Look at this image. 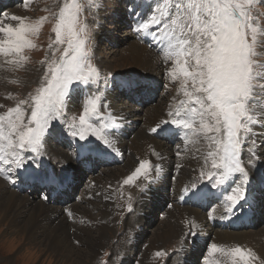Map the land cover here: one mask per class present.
<instances>
[{
  "label": "snow or ice",
  "instance_id": "snow-or-ice-1",
  "mask_svg": "<svg viewBox=\"0 0 264 264\" xmlns=\"http://www.w3.org/2000/svg\"><path fill=\"white\" fill-rule=\"evenodd\" d=\"M251 3L252 0H174L163 18H157L155 9L150 7L153 15L137 28L144 31L155 27L153 41L166 49L167 59L173 65L165 74L172 80H180L183 95L187 97L180 102L183 111L170 113L174 118L160 121L150 131L164 136L179 135L182 131L203 133L210 146H214L205 159L206 164L210 160L211 167L207 172L202 171L199 182L185 187L181 195L186 200L211 204L223 194L221 203L227 215L221 219L239 218L255 201L246 188L251 181L239 152L242 132H248L250 124L255 126L251 106L258 103L259 94L254 81H264V68H258L253 59L258 43L257 28L245 10ZM80 11L77 0H68L60 8L52 31L57 45L67 44L63 54L48 64L41 86L30 95V101L22 100L6 114H0V165L7 166L0 167V173L13 175L24 170L29 172V178L45 185L61 183L56 174L39 171L43 141L55 130L56 123L62 122L73 98L87 93L100 76L90 61L89 36L79 21ZM129 11L136 13V7ZM136 15L141 19V13ZM6 19L18 23L13 26L0 20V34H3L0 54L13 58L8 60L9 64L20 66L27 59L23 49L34 46L29 37L38 32L44 18L35 23H26L24 17L15 15ZM189 82L191 90H188ZM119 88L122 94L135 95L146 91L148 85L134 76H126L119 82ZM101 101L102 96L95 92L86 95L78 119H73L64 130L76 144L78 159L92 153L103 154L112 147L110 130L118 125L103 121L99 112ZM25 103L31 109L26 123L22 109ZM255 111L260 113L256 121L264 125V107ZM97 120L100 122L96 123ZM248 163L255 166V159ZM155 171L159 173L161 166L156 165ZM140 174L149 184L155 179L150 162L145 160L124 183L132 182ZM235 174L243 176V181L236 182ZM209 219L216 217L209 212ZM216 253L231 257V264H249L254 258L250 250L239 245L226 249L212 243L207 255ZM207 264L217 262L209 260Z\"/></svg>",
  "mask_w": 264,
  "mask_h": 264
},
{
  "label": "rangeland",
  "instance_id": "rangeland-1",
  "mask_svg": "<svg viewBox=\"0 0 264 264\" xmlns=\"http://www.w3.org/2000/svg\"><path fill=\"white\" fill-rule=\"evenodd\" d=\"M120 1L121 0H119V1L118 0H77V3H79L81 5V11L79 14V21L82 25L85 26L86 33L89 36L87 43H88V47L91 49L90 61L99 70L100 76H99L98 81H93L92 87L88 89V94L82 92L79 94V97L77 95L75 96V98H74L75 102L71 101V103L68 104L70 106H67L68 111H66V114L62 117V122L56 123L54 131H56V130L60 131V129H61L63 132H60V133H62L63 136L67 135L66 132L64 131L67 128V125L70 124L73 119H78V117L82 111L83 100H84V98H86V96H85L86 94L90 95L93 92H95L96 94H99L102 96V101H101V106L99 108V112H100L101 116L103 117V113H105V111H106L105 101L103 102V94H104L103 90L106 89V87H105L106 85H108L109 87L112 86L111 88H113V90L117 92V98L120 99V101L124 105L125 104L128 105V106L125 105L126 107L137 105L134 103L135 102L134 100L139 99L141 101V103L143 105H145L143 107H139L137 105L138 113H139L140 117L144 115V113L146 112L145 110L148 107L151 110L153 108L151 106H154V104H155V106L158 107L157 110H159V111L166 110L168 115L170 113L175 114L177 111H183L184 106L180 102L183 100H186L187 97H185L183 95V91L181 90V82H180V80H172L170 76L165 74L167 65L172 64L171 61H169L167 59L166 52H165L166 49L163 50V55H161L162 57L160 56V58H161L160 63H158L159 77L161 80L158 83V84H160V89L158 91V94L155 95V96H158L156 98V100L154 102H152L153 101L152 99L154 97L150 94L152 87L151 88L149 87V89H147L146 91H144L140 94L128 95V97H127L128 102H129V100H132V104L130 102L128 103L124 98L119 97V95H118L119 91L116 90V87H119V82L124 77L134 76L137 79L144 78L147 80L148 78L149 79L154 78V75L157 74L154 71H150L149 68H143V67L141 68L142 63H136V61H134V60H129V58H128V56H129L128 52L129 51L126 49L127 45H128L127 43H129V41L138 40V39H137V34L134 31L132 32V31L125 29V27L122 24H121L122 30L118 29L119 28L118 21H121L120 17H122L121 2ZM144 1L148 3L149 8L150 7L154 8L153 7L154 6L153 1H155L157 6L154 9L155 10L162 9L164 11V13L160 12L163 14V16L160 18H163L168 13L169 8L172 6V4L174 2V0H144ZM259 1L260 2H258L257 0H252V3L247 5L245 10L253 17L254 27L257 28L258 43L255 46V54L253 56V59L256 61L258 68H264V41H261V37H264V8H263L264 4H263L262 0H259ZM67 2H68V0H27V2H26V0H22L19 3L20 7L22 9V13H19V11H15V16H18V17L21 16L22 17V15L25 14L24 18H25L26 23H35V22L39 21L41 18H44L42 23H40L38 32L35 34H32L29 37V39L32 41V44L34 46L33 47H26L23 49V55L27 59L25 61H23L22 65H24L26 63V61H28V63H31L33 65L37 64V66L40 67V73H39V76L33 80L32 79H26V81L28 80L27 82L33 83V85L30 86L29 88L27 86L21 87V84L19 85V84H15L12 82H10L11 87H9V88H6L5 86L2 87L4 92L2 94L3 95V97H2L3 101H0V114H4V108L9 109L10 107H14L22 100L30 101V95L34 94L35 91L41 86V83L44 79L48 64L54 59L59 60L60 56L63 54L64 48L67 46V44L64 43V44L57 45L55 43V33L52 31V29L55 25L56 18L58 16L60 8ZM123 2H126L127 4L132 5V6L136 5L135 7H137L140 5L141 0H123ZM261 2H262V4H261ZM19 4H15V6H13V5L8 6L9 8L5 7V9L6 8L7 9L3 15L0 14V20H3V22L6 24H11V25L15 26L18 23V21L15 22L14 20H12L13 21L12 22L11 19H6V17H10L13 14V12L11 10L16 9V7ZM143 5L145 6L147 4H143ZM99 8L101 9L100 14H102L101 16H99V18L102 21L104 20L105 21L104 23L106 25V30H105L104 35H107L106 31L110 29L109 32L113 36V41H112V39L109 40L110 39L109 34H108L109 39L107 37H103V36H100L98 38L95 36L96 29L98 28V24H97L98 20L96 18V13L98 12ZM149 10L150 9H148L147 11H149ZM159 15H156V17L158 18ZM114 17H117V18H114ZM113 20H115L116 21L115 23L118 24V25H114V26H117V28H116L117 30L115 29V27H113L111 25L114 23ZM130 32H132L134 34V36H130V34H129ZM135 34H136V36H135ZM0 36L2 38L3 34H0ZM139 43L140 42L138 40V44ZM145 46L147 47V49L151 50L154 53H155V51L158 54L161 53V51L156 46L152 47V48L150 46H147V45H145ZM3 57L6 58L5 56H3ZM0 61H1V56H0ZM107 64H109V67L106 66ZM10 65L13 66V64H10ZM17 71L21 73L23 70L20 68V70H17ZM109 74H111V77H109ZM119 76L122 79H119ZM17 79L18 80L20 79L19 76L13 77V80H17ZM23 81H25V80L24 79L21 80V83H24ZM165 82H169L168 84L175 85V91L178 95V99H175V101H174L175 107L171 103V93H169V91L166 90V86L164 87ZM254 83H256V85H257L256 91L260 95L261 89L264 88V81H254ZM104 87H105V89H104ZM22 88H24V89H22ZM6 89L8 91H6ZM157 90H158V88H157ZM188 90H191L190 82L188 85ZM9 93L10 94L13 93V94H15V96L10 97ZM8 98H10V99H8ZM259 100H260V98L258 99V103H260V105H263L264 102L259 101ZM4 101L7 103H4ZM3 103L5 104L4 107H3ZM258 103H257V105H258ZM251 107L254 109L255 104H253ZM22 109L24 111V122L26 123L27 118L30 115V111H31L29 103H25L24 105H22ZM252 114H253V123L255 124V122H257L256 121L257 114L254 113V111ZM145 117H146V119L155 117L156 118L155 125L158 122H160V118L156 114H150L149 112H147ZM169 117H170V119L174 118L171 115H169ZM99 122H100L99 120L96 121V123H99ZM256 126L259 127V123H256L254 127L252 124H250L249 125L250 131L242 132V134H241L242 135L241 145H240V149H239L241 163L243 164L242 166L245 168L246 172L248 173L249 179L250 180L252 179V181H254V182H256V178H257L256 171H255L256 165L253 166V165L249 164L248 162L250 159L254 158L253 152L256 151V147L258 149L257 150V152H258L257 154H259L258 157H261V159L263 160V161L259 160V162H262L264 164V144L262 142H259V143H257V146H256V142L258 140L257 137L255 136V133H257V130L254 131ZM197 127H198V125H197ZM54 131H52L50 135L54 136V133H53ZM146 134L148 137L151 138V141L154 143L160 144L158 141H156V140H160L163 143L165 142V144L172 149L176 150V149L180 148V151H177V152H179L181 154H186V153L191 154L192 152L194 153V151H195L196 157H193V158H197V159L186 158L184 162H185L187 168L184 169L181 173L183 176H185L186 178L189 179L188 181H193L196 183L199 182V180L201 179V172L202 171L207 172L208 169L211 167V162L210 163L208 162L206 164L205 160H203V159H206L207 152L212 150V149L208 148V147H211L210 144L205 143V142H204V144H199L196 141L198 137L203 138V136H204L203 133L189 132V133L185 134L182 131L180 136H179V140L177 141V144H179V146H172L166 140L156 139L153 135H151V132H149V131H147ZM50 135H47V137L49 139H51ZM117 135L119 136V138L122 141H124V143H127V139H130L129 136L127 137V135H123L122 133H117ZM209 135H211V134H209ZM184 136H187L185 138V140L183 139ZM190 139H193V141L189 142ZM46 140H47V138H45V141ZM184 143L187 145H184ZM189 145H193V146H189ZM206 145H208V146H206ZM125 146L126 147L124 149H125V152L127 153V157H130L129 162L127 160V161H123L122 163L116 164L114 166L100 168L95 173L96 175L94 173H92V174H88L89 176H86L87 175L86 174V175H84V176H86L85 179H83V181L81 180L80 182L77 181V179H78L77 177H74L73 181L71 182V185H69V187L67 188V191L73 195V199L71 200V202L69 204L65 205V207L69 206V208H70V210H72V212L80 213V214H82L81 218H83V219L86 218L84 220V222H87L85 224L91 225V227H88V228L91 229V233L93 236H96V230H95L96 226L92 227V226H94L93 225L94 221L91 220L89 217H93V218L99 217L101 219H105L104 221H100V223L105 224L106 226L108 225L106 227L107 230L103 233V235L104 234L105 235L102 237V239H100L101 246H100L99 251L97 252V255L95 256V258H92V259L89 258L88 260H83L84 261L83 264H118L119 258H121L124 251L126 249L130 250L129 244L134 242V241H132V237L135 239L139 238V243H135L136 245L132 250L131 257L129 259L127 258L126 260H124V262L122 264H172L173 261L177 257L178 250H179L180 246H178V245L173 246L176 242L175 241V242H171L172 244L169 245L166 249V246L163 244L164 243L165 244L170 243V241H169L170 239H169L166 242L159 241L160 242V243L158 242L159 246H160V248H159L158 245L155 246L158 239H153V237H152L153 234H158L161 231V229H163V224H161L163 221H161V220H162V217H164V215L166 214V212H165L166 207L170 206L172 204V202L165 205V207L163 209L164 211H163L159 208L160 204H162L163 196H159V200L156 204L155 210H154V212H152V214L150 213L147 221L140 219L139 216L138 217L135 216V211H134V204L135 203L133 201L134 195H136L137 192H138V194H140V192L142 191V188L145 186L146 183H148V181L145 180L143 174L138 175L132 182H130L128 184L124 183L122 185V189L124 191H126V194H127V198L125 200H123V203L124 204L128 203L127 206L122 205L121 202H119V205H118V203L116 205V199L114 197L111 199V207H109V208L111 209V213L115 212L112 220H110L112 214L110 215L108 220H106V218L103 216H100V215L98 216L97 211H100V210H99V208L95 207L96 206L95 204L97 201H93V205L87 206L88 203H91L92 200L89 201V200H84L81 198V196L83 194V190L85 191V193L88 192L87 191L88 188L86 186H87V182H89V180L91 181L93 179L92 183H95L94 180H98V179L105 180L106 176H109V175L114 173V177H115L114 180L116 181L117 179H120L121 176H123V177L129 176L139 166V163L141 161L147 160L150 162L151 175L153 177H155L156 171H155L154 160L156 158V155L152 152L150 153V151L149 150L147 151V149L143 154V148H141L139 156H136V155L132 154L133 153L132 149L129 146H127V145H125ZM184 146L188 147V149L183 151L182 148ZM63 148L65 149L64 150L65 153L72 154V151H69V149H66L65 147H63ZM53 155H54V156H52L53 159L52 158L47 159L44 156V160L42 159V156H41V163H42L41 165H44V164L46 165L48 161H52V162L56 163L57 171H58V172L56 171V175L61 178V174H60L59 169H58L59 163H57L56 160H54V159H57L58 157L55 154H53ZM165 158L169 159V157H165ZM178 159L179 158L177 157V160ZM255 160H257V158H255ZM201 162H203V163H201ZM132 163H133V166H132ZM198 163L202 165V166L200 165V167H202V168L196 166ZM176 164H177V162H176ZM173 165H175V163L166 162V171H164L161 168V171L159 172L160 176L155 177L158 180V182L167 181L171 177H173L172 181H174L175 177H178L176 172H174ZM40 170H41V168H40ZM185 170H187V171H185ZM29 171H31V169ZM42 171L44 172V170H42ZM258 171L262 172V169L260 167H258ZM21 172H24V170H20L19 173H21ZM116 172H117L118 176H117ZM249 172H253L254 175L252 174V176H250ZM106 178H108V177H106ZM243 179H244V177L241 176L240 174H238V179L235 181L236 182H242ZM259 179H260L258 182L259 185L261 184L262 186H264L263 175H262V178L260 177ZM84 181H86V182H84ZM105 182L108 183V181H106V180H105ZM105 182H100V183H102V186H105V185H107ZM77 183H80L81 185L78 186ZM157 184L153 185V182L151 183L153 188L154 187L156 188ZM114 186H116V185H114ZM182 186L183 185L180 182L176 189H180V187H182ZM232 186H234V184ZM246 188H247V191L250 193V195L253 194V190L249 187V184L246 186ZM2 189L4 191L14 190V189L9 190L6 187H4L3 185H2ZM157 190H158V192H163V189L161 187H158ZM121 192L122 191H120V194L123 197H126L125 194L121 193ZM164 192L165 193L171 192V190H165ZM80 193H81V195H80ZM117 193L119 194V192H117ZM24 194H25L26 198L29 200V202H31V201L35 202L34 200H39V199L35 198L36 197L35 195H31V194L27 195L26 191ZM139 197H143V196H141V194H140ZM260 198L263 199V196L261 195ZM81 200H84L85 202H82ZM129 202H131V203H129ZM101 203L102 202L100 201V204ZM49 205L52 207H57L59 209V206H57V205H52V204H49ZM129 205L132 206L131 210H129ZM179 206H181V205H179ZM181 207L187 213L188 205H183ZM193 208L196 210L204 211V210L199 209L195 206ZM0 210L2 211V215L0 214L1 220L4 219L2 221L0 220V264H57L58 263V262L56 263L54 258L52 256H50V254L48 252H46L45 250H43L44 252L39 251L38 247L43 248L44 244L47 242L45 237H43L44 234L41 232V230H36L37 233L34 235L33 238L35 239V237H36L35 240H38V241L40 240L41 242H43V244L42 245L39 244L36 246H34L33 244H27L26 242L24 244L23 241H25V240H23L20 236H18L19 234L18 235H15V234L14 235H5L4 234L5 230L7 231V228L9 227L8 224H10V226L12 225L11 228H8L9 230L10 229L13 230L14 226L18 227V228L19 227L24 228V227H28L27 222H29V220L26 217L25 213H23L19 216V219H16V220L14 219L15 223H16V224H14L13 222L10 221V220H12L11 213L5 212L3 209H1V207H0ZM145 211H146V209H145ZM263 214H264V212H263ZM167 215H169L168 221H170V222H174L175 218L178 219L179 224L182 225V229H183V233H184L186 228H187V225L185 224V221L182 218L179 219L177 216H175V213H174L173 209L171 208V206L168 208ZM6 216H8V217H6ZM77 218H78V216H77ZM77 218H75L74 221H76ZM138 218L141 221V223H139V224L143 223L146 226L142 230L143 233L141 232L140 235L137 237V233H138L137 231L139 230L137 228L138 224L134 225V232H133V224L136 222L135 220H138ZM61 220H63V219L61 218ZM74 221L71 224H73L75 226L74 231L77 232V231L82 229L81 227H83V223H82L83 221L80 224H78V223L74 224ZM148 221H151V223L148 224ZM165 221L163 223H165V224L168 223L167 221L166 222ZM159 222H161V223H159ZM50 224L53 225L52 223H50ZM256 225L257 226H255L253 228H249L250 230H248V229H245V230L248 231V233L249 232H252V233L258 232L259 233L260 228H262L264 231V223H258ZM190 229L195 231V232L199 231L193 226H191ZM190 229L187 231V234H190V236L192 238L194 236H192V231ZM108 231H110L109 234L107 233ZM236 231H241V230H236ZM77 234L80 235V231L77 232ZM205 235H206V233H205ZM209 235H210V233L208 234L207 238H209ZM81 236H82V232H81ZM7 238L11 239L12 241H6ZM40 238H42V239H40ZM74 245H75V247H77L81 250L85 249V246L83 245L82 241L74 242ZM205 247L206 246L203 244L201 246H199L196 249V252L194 254L195 257L193 259H188V261L186 260V263L187 264H203V263L205 264V262L203 261L204 253L206 251ZM171 248H173V249H171ZM157 252L167 253V255L157 256L156 255ZM227 263L231 264V257L226 256V258H224L222 260V264H227ZM249 264H254V263L250 261ZM262 264H264V260L262 261Z\"/></svg>",
  "mask_w": 264,
  "mask_h": 264
},
{
  "label": "bare ground",
  "instance_id": "bare-ground-1",
  "mask_svg": "<svg viewBox=\"0 0 264 264\" xmlns=\"http://www.w3.org/2000/svg\"><path fill=\"white\" fill-rule=\"evenodd\" d=\"M143 4L148 5L147 2H145L144 0H141L140 5H143ZM153 4H154L153 7L156 8L157 5H156L155 1H153ZM11 11L13 12L12 15H15V11H19V13H22V9L20 7V4L16 7V9L11 10ZM100 11H101V9L99 8L98 12L96 13V18L98 20L97 21L98 28L96 29L95 36L97 38L100 36L108 38V34H109L110 39L109 38L108 39L109 40L112 39V41H113V36L109 32L110 29L106 31L107 35H104L105 30H106V25L104 23L105 21L104 20L102 21L99 18V16L102 15V14H100ZM24 15H22V17H24ZM113 21H114V23L111 25L113 27H115V29H116L117 26H114V25H118V24L115 23L116 22L115 20H113ZM120 22L121 21H118V23H119L118 29L122 30ZM133 27H135V25H133ZM147 31H148V33H150V29H148ZM129 34H130V36H134V34L132 32H130ZM135 36H136V34H135ZM0 38H1V36H0ZM127 44L128 45H127L126 49L129 51L128 52L129 60H134V61H136V63H142L141 68L142 67L143 68H149L150 71L156 72L157 74L154 75L153 79H155L157 82H159L161 79L159 77L158 63H160V60H161L160 56L163 55V50L161 51L160 54L156 53V51L154 53L151 50L147 49V47L144 44H141V43L138 44V40L129 41V43H127ZM0 56H1V61H0V63H1L0 64V101H3V99H2L3 95L2 94L4 91H3L2 87H4V86L6 88L11 87L10 82H12V83L19 84V85L21 84V87L27 86L29 88L30 86L33 85V83L27 82L28 80L26 81V79H32L33 80L36 77H38L39 73H40V67L37 66V64L33 65L31 63H28V61H26V63L24 65H22V63H23L22 62L21 66H16L14 64H13V66H11L8 63V60L13 59L12 57L4 58L2 54H0ZM106 66L109 67V64H107ZM172 66H173L172 64H169V65H167L166 69L171 68ZM20 68L23 70L21 73L17 71V70H20ZM16 76H19L20 79L22 78L21 80L24 79L25 81H23V82L25 84L21 83L20 79L19 80L17 79L18 81L13 80V77H16ZM119 79H122V78L119 76ZM139 79L146 80L144 78H139ZM149 80L150 79L148 78L147 81H144V82L146 84H148V83H150ZM168 83L169 82H165L164 87L166 86V90L169 91V93H171V103L174 106L175 105L174 101H175V99H178V95L175 91V85L168 84ZM153 86L155 87V85H153ZM111 87H107L106 89L104 87L105 90H103L104 91L103 102L105 101V105H106V111H105V113H103V121L117 124L118 127L115 128L114 130H110L112 132V135L110 136V139L112 140V147L109 148L108 150L116 151L123 158V161L128 160V162H129L130 157H127V153L125 152V149H124L126 147L125 145L129 146L132 149V152H133L132 154L136 155V156H139L141 148H143V154L147 149V151L149 150L150 153L152 152L156 155V158L154 160L155 167H156V165H160L164 171H166V162L175 163V165H173V169H174V172H176V174L178 175V177H175L174 181H172L173 177L169 178L167 181H160V182H158V180L155 178L153 181V185L158 183L156 185V188L155 187L153 188V186L151 184L146 183L145 186L142 188L143 191L140 192L141 196H143V197H139L140 194H138V192L136 193V195H134L133 201L135 203L134 204L135 216L136 217L139 216L140 219L147 221L150 213L152 214V212H154V210H155L156 204L159 200V196L164 197V194H165L164 191L165 190H171V192H179V191H183L182 189H185V187H191V185L194 183L193 181H188L189 179L186 178L185 176H183L181 173L184 169L187 168V166L184 162L185 159L196 157L195 151H194V153L192 152L191 154H187V153L181 154V153L177 152V151H180V148H178L176 150L172 149V148L168 147L165 144V142L163 143L162 141L156 140V139L155 140L158 141L160 144L152 142L151 138L147 136L146 132L147 131L151 132L150 129H152V127L155 126L156 118L153 117V118L146 119V117H145L146 113L149 112L150 114H156L160 118V121H162V120H169L170 119L169 115L167 114V111L166 110H162V111L157 110L158 107L155 106V104H154V106H151V107H153L151 110L148 107L145 110L146 112L144 113V115L140 117L139 113H138L137 105L126 107L128 105L125 104L126 105L125 106L120 101V99L117 98V92L114 91L113 88H111ZM149 87L151 88V84H148L147 89H149ZM22 89H24V88H22ZM151 90H152V88H151ZM154 90H157V87H155ZM6 91H8V90L6 89ZM9 96L13 97V96H15V94L12 93ZM74 98H73L72 102H75ZM259 98H260L259 101L264 102V88L261 89V94L258 96V99ZM8 99H10V98H8ZM4 103H7V102L4 101ZM4 103H3V107L5 106ZM256 105L257 104H255V107H254V113H256L258 116L260 113L258 111H255V109H257L258 107H264V103H263V105H260V103H258L257 106ZM68 106H70V105H68ZM14 107H10V108H14ZM66 111H68V110H66ZM7 112H8V109L4 108V114H6ZM256 123H259V122H255V124ZM256 130H257V133L254 132ZM254 131L253 132L255 133V136L258 139L256 142V146H257V143H259V142H262L264 144V125L259 123V127L256 126ZM60 132H63V131H57L56 130L53 132L54 136L53 135H51V136L53 138H56L58 135H60ZM117 133H122L123 135H127V137L128 136L130 137V139H127V143H124V141H122L119 138ZM186 137L187 136H184L183 139L185 140ZM46 138H47V140L43 141V151L41 153L42 159L44 160V156L47 159L52 158V156H54L53 154H55L58 157L57 159H54V160H56V162L59 163L58 169H59V172L61 174V181L71 185V182L73 181L74 177H77L78 178L77 181L80 182L81 180L83 181V179H85L86 176H89L88 174L86 176L82 175L81 170L79 168V165L73 159L75 151L74 152L72 151L73 154L71 156V154L65 153L64 152L65 149L63 147H61L59 144L54 143L47 136H46ZM192 141H193V139L189 140V142H192ZM196 141L199 144H204V142L210 144L209 141L207 139H205L204 136H203V138L198 137ZM184 145H187V144L184 143ZM189 146H193V145H189ZM206 146H208V145H206ZM208 148L213 150L214 146H211ZM182 149L184 151V150H187L188 147L184 146ZM257 150L258 149L256 147V151L253 152L254 159L257 158V160H255V165H256L255 171H256L257 178H256V182L252 181V179L250 180L251 181L250 184H253L252 187H250V184H249V187L253 190V194H251L250 197H255V198L259 197V193H258L257 189L260 186H262L261 184L259 185V183H258L260 180L259 178L260 177L262 178V175L264 177V164L262 162H259V160L260 161H263V160L261 159V157H258L259 154H257L258 153ZM165 157H169V159L165 158ZM177 157L179 158L178 160H177ZM193 159H197V158H193ZM203 160H205V159H203ZM176 162H177V164H176ZM208 162L210 163V161H208ZM201 163H203V162H201ZM200 165L201 164L198 163L196 166L200 167ZM44 166H46V170L43 172L42 170L39 169V171L41 173H48V174L54 173V174H56V171H57L56 163H54L52 161H48L46 165L44 164ZM132 166H133V163H132ZM32 167L34 168L35 166H32ZM258 167H260L262 169V172L258 171ZM200 168H202V167H200ZM185 171H187V170H185ZM249 173H250V176H252V174L254 175L253 172H249ZM116 174H117V172H116ZM117 176H118V174H117ZM159 176H160L159 173L156 172L155 177H159ZM106 177H108V178H106ZM106 177H105V180L108 181V183L102 179L94 180L95 183H92L93 179L91 181L89 180V182H87V186H86L88 188L87 189L88 192L85 193V191L83 190V194H82L81 198L84 200H89V201L92 200L91 203H88L87 206L93 205V201H97L95 204L96 205L95 207L99 208V210H100V211H97L98 216L99 215L103 216L106 218V220H108V218L112 214V216L110 218V220H112L115 212L111 213V209L109 207H111V199L113 197L116 199V205H117V203L119 205V202H121L122 205H125V206L128 205V203H126V204L123 203V200H125L127 198V194H126V191H124L122 189V185L124 184V180L128 176H126V177L121 176L120 179H117L116 181L114 180V178H115L114 173L109 175V176H106ZM10 182H11V180L5 179L4 177H2L0 175V207L5 212L11 213L12 220H10V221L13 222L14 224H16L15 220L19 219V216L23 213H25L29 222H27L28 227H24V228L19 227L18 228V227L14 226L13 230L8 229V228H11V226H12V225L10 226V224H8L9 227L7 228V231L5 230V233H4L5 235H14V234L18 235L19 234L18 236H20L23 240H25V241H23L24 244L26 242L27 244H33L34 246H36L39 244L40 245L43 244V242H41L40 240L39 241L35 240L36 237H35V239L33 238L34 235L37 233L36 230H41V232L44 234L43 237H45L47 242L44 244L43 248L38 247L39 251L44 252L43 250H45L46 252H48L50 254V256H52L54 258L55 262L56 263L58 262L57 264H62V263L63 264H79V263L83 264L84 263L83 260H88L89 258L90 259L95 258V256L97 255V252L99 251L100 246H101L100 239H102V237L105 235V234L103 235V233L107 230L106 227L108 225L106 226L105 224L100 223V221H104L105 219H101L99 217L98 218L97 217L96 218L89 217L91 220L94 221V223H93L94 226H92V227L96 226L95 227L96 236H93L91 233V229L88 228V227H91V225L85 224V223H87V222H84V220L86 218L85 219L81 218L82 214L72 212V210H70L69 206L68 207L67 206L66 207H59V209L57 207H52L49 205V203L45 202L43 199H41L37 196L35 198L39 199V200H34L35 202H32V201L29 202V200L26 198V196L24 194L25 191L17 192L15 190H11L12 188L10 187ZM84 182H86V181H84ZM100 182H105L107 185L102 186V183H100ZM180 182L182 183L183 186L180 187V189H176ZM2 185L11 191H4L2 189ZM114 185H116V186H114ZM158 187H161L163 189V192H158V190H157ZM255 187L257 189H255ZM120 191H122L121 193H124L126 197H123L120 194ZM117 192H119V194ZM26 194L29 195V193L27 191H26ZM80 195H81V193H80ZM84 200H81V201L85 202ZM100 201L102 202L101 204H100ZM129 203H131V202H129ZM170 206L173 209L175 216H177L179 219L182 218L185 221L187 228H186L184 233H183L182 225L179 224L178 219L175 218L174 222L168 221L169 215H167V211H168V208ZM170 206L166 207V209H165L166 214L164 215V217H162V220H161L163 222L166 220L168 223L165 224L163 222L162 223L159 222V223L163 224V229H161V231L158 234H153L152 237H153V239H158L155 246L158 245L159 248H160V246H159L160 242L159 241L166 242L169 239H170L169 240L170 243H168V244L164 243L163 244L166 246V249L169 245L172 244L171 242H175V241L176 242L173 246H176V245L180 246V248L178 250L177 257L173 261L172 264H187L186 260L188 261V259H193L195 257L194 254L196 252V249L199 246H201L202 244L206 246L205 247L206 251L204 253V259H203L205 264H207V261H209V260L216 261L217 264H222V260L224 258H226V256H224L220 253L213 254L212 256L207 255L208 246L211 245L212 243H215V244L220 245V246H224L226 249L239 245V246L243 247L244 249L251 251V253L254 257L253 259L250 260L251 262H253L254 264H262V261L264 260V231L262 228H260V232H259L260 234L258 232H257L258 234L252 233V232L248 233V231H246L245 229H241V231H236V230H223L220 228H212L208 224V221H207L208 220L207 218L209 216V212L212 213L211 210L200 211V210L194 209L193 208L194 206L188 205L187 213H186L184 211V209L181 206H179L176 202H172V204ZM145 209H146V211H145ZM0 214L2 215L1 210H0ZM1 215H0V220H1ZM8 216H6V217H8ZM77 216H78V218H77ZM61 218L63 220H61ZM75 218H77L76 221H74ZM139 218H138V220H135L136 222L133 224V232H134V225L138 224L137 228L139 230L137 231L138 232L137 237L140 235L143 228L146 226L143 223L139 224V223H141ZM2 220H4V219H2ZM73 221H74V224L75 223L80 224L83 221L82 222L83 227H81L82 229L79 230L80 235L77 234V232H79V231H77V232L74 231L75 226L73 224H71ZM50 223H52L53 225H51ZM150 223H151V221H148V224H150ZM193 225L195 226V228L197 230H199L198 232H195V231L190 229V227ZM189 229L192 231V233L193 232L196 233V235L192 238H191L190 234H187V231ZM81 232H82V236H81ZM107 233L109 234L110 231H108ZM205 233H206V235H205ZM209 233H210L209 238H207ZM192 236H193V234H192ZM40 239H42V238H40ZM198 240H201L202 243H198ZM6 241H12V240L7 238ZM77 241H82L83 245L85 246L84 250H81V249L75 247L74 242H77ZM132 241H134V242L133 243L130 242L131 244H129L130 250L126 249L124 251L123 255L122 256L120 255L121 258H119L118 264H122L124 262V260H126L127 258L129 259L131 257L132 250L136 245L135 243H139V238L135 239L132 237ZM171 249H173V248H171Z\"/></svg>",
  "mask_w": 264,
  "mask_h": 264
}]
</instances>
